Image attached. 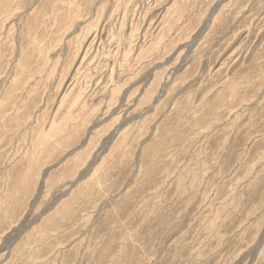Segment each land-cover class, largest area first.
Returning <instances> with one entry per match:
<instances>
[{"label":"rangeland","instance_id":"374dc122","mask_svg":"<svg viewBox=\"0 0 264 264\" xmlns=\"http://www.w3.org/2000/svg\"><path fill=\"white\" fill-rule=\"evenodd\" d=\"M0 264H264V0H0Z\"/></svg>","mask_w":264,"mask_h":264},{"label":"bare ground","instance_id":"6f19581e","mask_svg":"<svg viewBox=\"0 0 264 264\" xmlns=\"http://www.w3.org/2000/svg\"><path fill=\"white\" fill-rule=\"evenodd\" d=\"M80 1H81V0H80ZM75 8H76V7H75ZM79 9H80V8H79ZM78 13H80V12H78ZM72 15H73V14H72ZM81 15H82V14H81ZM71 17H72V16H71ZM93 17H94V16H93ZM55 19H56V16H55ZM84 19H85V18H84ZM70 21H71V20H70ZM81 22H82V21H81ZM72 23H73V22H72ZM82 24H83V23H82ZM78 25H79V24H78ZM75 27H76V26H75ZM68 38H69V37H68ZM129 39H130V38H129ZM156 40H157V39H156ZM156 40H155V41H156ZM154 43H155V42H154ZM156 43H157V41H156ZM88 47H89V46H88ZM84 56H85V55H84ZM84 56H83V57H84ZM67 91H68V90H67ZM76 99H77V98H76Z\"/></svg>","mask_w":264,"mask_h":264}]
</instances>
